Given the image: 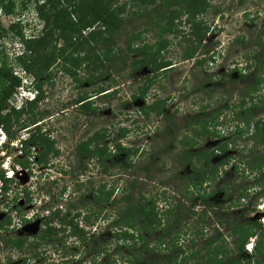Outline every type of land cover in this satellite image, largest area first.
<instances>
[{
	"label": "trees",
	"instance_id": "obj_1",
	"mask_svg": "<svg viewBox=\"0 0 264 264\" xmlns=\"http://www.w3.org/2000/svg\"><path fill=\"white\" fill-rule=\"evenodd\" d=\"M34 5L38 19L43 22L42 28L36 34L25 35L24 25L20 20L11 24L8 29H4L0 24V39L10 32H14L21 40L20 42L24 44L23 52L17 57L16 64L21 71H25L35 78V89L37 90L34 100L26 101L19 108L12 105V99L18 93L22 79L5 58L0 60V131H5L8 136L13 137L14 133L11 129L13 121H19L23 119V116L28 115L26 120L30 122L26 127L25 124L21 125V128L26 129L29 136L22 143V151L25 152V156L16 161L24 170H29L32 164L47 168L50 164V157L56 158L60 154L55 139L41 125L44 115L39 111L35 112L44 99L45 82H51L53 79V67L62 69L78 83L85 81L94 85L104 78L105 71L102 70L108 67L107 62L111 64H115L117 61L127 62L133 56L134 58L129 64L131 70L128 72L127 78L131 80L133 77H137L139 71L142 70H147L152 75L141 79V85L137 92H134L130 99L124 102L125 105L130 101L145 102L150 92L154 97L158 96L156 93L153 94L151 89L160 76L166 74V70H170L173 66V63L164 57L165 52L172 44L170 39L164 38V35L180 36L179 33L183 31H180L179 24H176V20L179 18L186 17V22H189L191 27L189 35L194 34L196 41L192 39V42L197 43V45L188 47L183 57L191 59L197 56L195 65L201 66L207 60L206 54L211 51H207L204 55L197 54L199 46L206 40L209 31L206 22L199 19V15L207 8L206 0H34ZM15 7L14 0H0V9L3 8L7 14H11ZM146 13L150 16L143 23L146 28L131 32L124 45L119 46L115 42L116 36L127 32V26L133 17L145 16L146 18ZM152 14H157V19L152 18ZM161 22L164 24L161 25ZM155 27L159 28L156 32L158 39L154 43L145 42L143 34ZM262 33L264 34V30ZM239 38L233 40L236 39V42L243 40ZM255 57L257 56L255 55L254 59ZM209 58L214 60L212 57ZM254 64L251 62L249 64L248 61L246 64H241L239 61L234 62V66L224 64L223 71L227 74L230 72L231 75L238 74L240 80L248 81L250 76H255L251 90H248V86L246 87L247 91L245 90L243 93L244 98L235 107L226 105L212 108L210 104L199 105L196 113L186 120V129L182 137L176 138L179 146L182 147L178 161L186 163L190 170V173H186L187 166H185L182 171L176 174L186 181L185 196L189 199L202 198L203 203L205 201L202 204L204 215H206V206H211L209 198L220 192L223 198L230 201L226 207L229 211L223 212V215L230 217L236 212L235 207L240 208L238 209L241 211L239 217L229 222L224 217L223 220L218 221L220 224L227 223V235L217 232L206 237L211 229L201 231L199 223L202 219L197 220V218L194 219L195 223L192 226L186 222L182 224L184 225L182 228L188 230L184 229L182 232L181 221L178 217L181 216L179 211L185 202L178 199L176 194L164 196L159 202L157 199L160 193L157 192L147 197L144 192L139 191L137 204L133 206L131 204L133 193L129 191L123 198L127 207L112 213L106 209V206L116 200L115 189L117 191L120 189L114 184L109 185L101 181L96 190H94L95 188L90 189L86 194L77 190L78 198H83V204L88 205L89 199H91L96 206L94 209L93 206L87 208L89 214L83 216L86 222L84 226L78 223V220L75 221V217L66 220L62 209L58 206L49 210L42 222L43 228L42 233L38 236L39 242L34 243L37 245L32 250L35 258L40 259L39 247L45 244L44 241L48 243L50 240L52 241L51 245L54 246L55 242L61 240L59 234L68 232L70 233L67 234L68 237L77 240L73 244L74 253L82 252L85 258H91L88 256L93 255L97 260L101 255H107L110 240L115 239L117 254L121 249L125 253L124 258L120 257V261H112L119 264H136V261L142 264H264V225L261 217L251 218L246 215L247 211H250V214L256 212L255 205H257V200L264 197V192L252 194L248 186H240L239 190L235 192L236 196L229 198V193L234 192L236 185L234 181L222 187L220 183L216 187L213 185L220 179L221 174L228 171L226 168L230 166L232 154L228 155L227 151L233 152L236 149L237 141L241 139L244 141L248 134L249 138L264 146V98L259 97L255 101L252 96L259 90V85L264 82V71H262V69L264 70V61L260 66L261 74L257 69L251 71L255 67ZM81 69H85L88 74L84 80L80 75ZM224 80L225 77H221L211 84L214 86L215 83H222ZM113 87L115 86L111 88L97 86L95 96H114L118 90ZM212 88L209 91L213 93L214 87ZM110 89L112 90L109 91ZM82 93L75 101L79 104V108L84 112H95L94 102L89 100L91 97L85 91ZM168 100L169 97L156 99L152 103L143 104L137 111L144 116L152 113L167 115ZM227 111L232 115L234 123L232 130L226 134L219 126L223 127L224 118L222 116L227 114ZM37 115L39 118L36 117ZM258 115L260 117L256 119ZM118 131L119 136L113 141V148L105 140L110 134L107 135V131L104 129L80 140L75 147L76 156L80 160L97 159L99 163H103L104 171L110 176L113 174H110L112 172L108 170L110 166L107 163H113L116 157L124 156L122 165L127 169L128 166H131V158L137 155L140 148L123 143L122 140L128 137L129 130L120 127ZM204 137L219 139V145L213 147L210 144L203 148H196V145L201 143ZM231 144L234 147H231ZM155 158L154 155L153 159ZM218 158L220 159L218 160ZM241 167L244 168L242 176L247 171L248 175L255 178L257 187L261 186L264 181V153H253L249 161H240L239 165H235L234 172L238 174ZM12 169H16L15 165L12 166ZM0 180V190L4 195L9 194L10 185L14 183L15 179L7 177L6 171L0 168ZM130 183L131 188L134 189V181H130ZM22 189L23 192L28 191L26 186ZM28 195L27 202L30 201ZM16 197L19 196L16 195ZM247 198H250V203L246 205L242 200ZM195 202L197 204V201ZM73 208L77 218L81 214L83 215L81 207L74 206ZM70 212L68 211V213ZM191 214L190 217H193L194 213ZM56 218H59L60 222L53 224ZM101 220L110 224L107 226L104 223V227H102ZM12 223L10 216L0 219V231L7 232ZM98 228L99 232H96ZM157 230L161 231V236L156 239L151 238ZM106 237V242H103ZM227 237L231 238L230 243L226 241ZM253 237H256V240L254 239L252 249L249 251L246 246ZM98 238L101 241H98ZM197 241L199 243L195 244ZM8 242L12 244L13 248L20 251L26 246L27 240L10 237L5 240V243L8 244ZM138 243L142 244L143 252L141 253L132 251ZM34 244H30V247ZM94 244H99V246L97 245L98 249L92 252L95 248ZM144 252L155 254L147 261V257L143 256ZM20 259L21 264H28V260L29 262L34 260L28 259V257ZM103 264L108 263L104 262Z\"/></svg>",
	"mask_w": 264,
	"mask_h": 264
},
{
	"label": "rangeland",
	"instance_id": "obj_2",
	"mask_svg": "<svg viewBox=\"0 0 264 264\" xmlns=\"http://www.w3.org/2000/svg\"><path fill=\"white\" fill-rule=\"evenodd\" d=\"M14 2L16 7L11 14H7L3 8L0 9L1 26L4 29H8L11 24L20 20L24 25L23 31L25 35L36 34L42 28L43 22L38 19L34 0H14ZM206 2L207 8L199 15V19L206 22L205 24L210 31L207 33V39L199 46L197 54L204 55L207 51L217 48L214 60L209 58L211 57V53H208L206 54L207 60H205L203 65L197 66L195 65V61L198 59L197 56L191 59L183 57L188 47L197 45V43L192 42V39L196 41L195 35H189L191 27L186 22L185 16L176 20L180 31H183L179 33V37H174L173 34L164 35V38H168L172 42L164 57L173 63V66L170 70H166L167 73L160 76L157 83L152 87V93H156L158 96L154 97L150 92L144 103L149 104L156 99H166L169 97L166 104L167 115L161 116L157 113L142 115L137 111L142 102L137 105L134 101H130L124 105V102L128 101L134 92H137L138 87L141 85V79L152 75V73L147 74L146 70H142L139 71L137 77H133L134 79L130 80V78H127L128 72L131 70L129 64L131 59L134 58L133 56L127 62L120 63V61H117L115 64L107 62L108 67L102 70L105 71L104 78L97 81V84L94 85H90L85 81L78 83L62 69L53 67V79L51 82H45L43 87L44 99L35 112L39 111V113L44 115L41 125L55 139L56 147L59 149L60 154L56 158L50 157V164L47 168H41L32 164L29 170L22 169L16 161L21 160L25 156V152L20 151V139L21 137H28V133L25 129L21 128V125L25 124L26 127L30 122L26 120L28 115L23 116V119L19 121H13L11 129L14 133L12 138H15L14 143L8 149L7 155L0 156V168L7 171V168L11 170V166L15 165L16 171L19 173L17 175L16 172L14 174L11 173L12 170L7 171L9 176L14 175L13 178L18 177V179H15L14 183H11L8 195L0 192V214L3 215L9 212L10 215L15 216L14 208L18 206L23 208L21 209V214L23 213L27 217H31L34 213L41 216L47 214V212L41 211L43 207L50 210L52 205V209L60 205L63 207V216L66 220L75 217V221L78 220V223L84 226L86 222L83 216L89 214L87 208L93 206L94 209L96 206L92 203L91 199H89L88 205L83 204V198H78L77 190L86 194L90 189L95 188L94 190H96L101 181H104L109 185L114 184L120 189L119 191L115 189L116 200L106 206V209L112 211V213H116L118 209L122 210L127 207V203L123 198L129 191L133 193L131 202L133 206L137 204L139 191L144 192L147 197L157 192L160 193L157 199L159 202L164 196L176 194L178 195V199L185 202L181 211H179V213L181 212V216L178 217L181 221L180 225L186 222L192 226L195 223L194 219H202L199 223V229L201 231L211 229L206 237L217 232L227 235V223L220 224L218 221L223 220L224 217L229 222L239 217L241 211L238 209L240 208L237 209L235 207L234 210L236 212L231 214L230 217L223 215V209H226L224 207L227 206L228 199L223 198L220 192L209 198L208 201L211 203V206H206V215H204L202 204L205 201L203 203L202 198L189 199L185 196L186 181L176 174L182 171V168L185 166H187L186 173H190V170L186 163L183 164V162L178 161L181 156L182 147L179 146L176 138L182 137L186 129V120L196 113L199 105L210 104L212 108L226 105H234L235 107L244 98L243 93L246 87L248 86V90H251L252 83L256 78L255 76H250L248 81L240 80L238 74L231 75L230 72L227 74L223 71L222 66L224 64L232 66L234 62L238 61L245 63L249 60H254L253 58L256 55L255 67L251 71L257 69L261 74L260 63L264 60V35L261 34L264 27L262 19L264 17V0H246V3L241 5L237 0H206ZM245 10H248V13H254L255 18H253L254 15L245 16L243 14ZM149 17L148 13H146V18L145 16L140 18L133 17V20L129 21L127 32L118 34L115 42L119 46H123L127 36L131 32L146 28V25L143 23ZM153 17L157 19V14H152ZM212 23L217 29L220 28L219 30L222 31L217 32L216 29L215 33H213L210 26ZM163 24L161 22V25ZM158 30L159 28L155 27L143 34V37H145L144 41L154 43L158 39V36H156ZM237 34L243 35V43L236 42V39L233 40V36ZM211 36L215 39L219 38L221 40L220 45H217L216 42L214 46H211L209 42V37ZM20 41L14 32H10L1 38L0 60L5 58L15 72L23 76L24 73L16 64L17 57L21 55L24 49V44ZM80 75L83 80L88 76L85 69H81ZM221 77H225V80L212 86L211 83L218 81ZM100 85L105 88L115 86L113 89H117L118 93L114 96H95L97 86ZM212 87H214L213 93L209 91L213 89ZM20 91L22 92L23 90L20 89ZM83 91L91 97L89 100L94 102L93 108H95V112H84V110L79 108V105H75L76 99ZM21 94L19 93L18 98L12 101L13 105L19 106L21 104ZM252 96L255 98V101L259 97L264 98V82L259 85V90ZM229 113L222 116L224 118L223 127L219 126L220 129L222 128V132L226 134L232 130L234 123L233 117ZM36 117L39 118L38 115ZM259 117L258 115L256 119ZM120 127H124L130 131L128 137L122 140L123 143L140 148L137 155L131 158V166H128L127 169L122 165L124 156L116 157L113 163H107L110 166L108 170L112 172L109 173L113 174V176L108 175L104 171L103 163H99L97 159L80 160L76 156L75 147L80 140L87 138L96 131L104 129H106L107 135L110 134L105 140L113 148V141L118 139ZM218 141L219 139L204 137L201 143L196 145V148H203L210 144L216 147L219 145ZM231 145V147H234L233 144ZM235 148L231 152L232 159L230 166L226 169L228 171L222 174L224 176L220 177L214 183V186L216 187L220 183L222 187L234 181V184H236L234 192L229 193V198L236 196L235 192L239 190L240 186H248L252 194H257L260 191L264 192V181L261 183V186L257 187L255 178L248 175L247 171L242 176L244 168L241 167L239 171L241 173L238 172L237 174L234 172L235 165H239V162L242 160L249 161L253 153L263 154L264 148L256 140L249 138L248 134L245 136L244 141L241 139L236 142ZM250 152L251 155H249ZM154 155L156 156L155 159H153ZM130 181H134V189H132L133 187L131 188ZM22 186H26L28 191L23 192ZM123 190L125 192H122ZM27 194H29V202H27ZM16 195L19 196L18 198L16 197L17 199L15 198ZM195 201H197V204ZM22 202H25V204ZM242 202L247 205V203H250V198L242 200ZM74 206L81 207L83 211V215L81 214L79 218L76 217L77 214H75ZM37 208L39 211H36ZM255 208L256 212L254 213L250 214V211H247V217H261L262 224L264 225V197L257 200ZM68 211L71 212L68 213ZM191 213H194L193 217H190ZM18 218L19 216L13 218V223L19 226L20 222L17 220ZM34 220H36V217ZM55 221L53 224L60 222V219L56 218ZM104 223L107 226L110 224L101 220L100 225L104 227ZM217 223L219 224L217 225ZM184 229L187 230V228H182V232H184ZM96 232H99V228ZM160 232V230H157L152 234L151 238L156 239L160 237ZM8 234L4 231L0 232V240L3 237L7 238ZM67 234L70 233H60L59 237L61 240L55 242L54 246L51 245L52 241L48 240L50 244L45 242L43 246L39 247V251L42 254L40 256L41 264H103L104 262L119 264L112 261H120V257L124 258L125 256V253L122 252L124 251L123 249L118 251L117 254V250H115L116 240L111 239L107 255H101L99 260L95 259L93 255L88 256L91 258H85L82 252L74 253L75 248H73V244L77 240L73 237H68ZM225 239L230 243L231 238L227 237ZM254 239L256 240V237H253L250 243ZM97 240L101 241L99 238ZM106 240L107 237L103 242H106ZM198 243L197 241L195 244ZM94 245L95 248H93L92 252L98 249L97 245L99 246V244ZM141 246L142 244L138 243L137 247L132 249V251L143 252ZM33 249L31 248V250ZM40 252L38 253L40 254ZM14 254L15 257L13 258L16 261L17 254ZM154 254L144 252L143 256L147 257V261H149L148 259L154 257ZM9 255L10 251L8 249L4 250L0 248V264H4ZM27 255L34 259L28 264H36L37 259L35 258V254L30 252V249L27 250ZM136 264L142 263L136 261Z\"/></svg>",
	"mask_w": 264,
	"mask_h": 264
},
{
	"label": "flooded vegetation",
	"instance_id": "obj_3",
	"mask_svg": "<svg viewBox=\"0 0 264 264\" xmlns=\"http://www.w3.org/2000/svg\"><path fill=\"white\" fill-rule=\"evenodd\" d=\"M246 0H237V2L241 5V4H244V3H246L245 2ZM247 1H257V0H247ZM243 14H245V16H247V15H254V17L253 18H255V14L254 13H248V10H245L244 11V13ZM262 19H263V22H264V17H262ZM210 26L212 27V32L213 33H215V30L217 29V27L216 26H214L213 25V23H212V25L210 24ZM209 26V27H210ZM264 26V25H263ZM220 29V28H219ZM219 29H217L216 31L218 32V31H222V30H219ZM262 30H264V27H263V29ZM209 31H210V29H209ZM219 32V33H220ZM261 34L262 35H264L263 33H262V31H261ZM241 38V39H243V40H240V41H237V42H240V43H243L244 42V37H243V35H241V34H237V35H234L233 36V39L234 38ZM210 39V45L211 46H214L215 44H216V42H217V45H220V43H221V40H219V38H217V39H215L214 37L212 38V36L211 37H209ZM239 38V39H240ZM207 39V38H206ZM209 45V46H210ZM217 49V48H216ZM216 49H211V51H210V53H211V57L212 58H214L215 57V50ZM254 59V58H253ZM256 59H257V57H255V61L254 60H249L248 61V63L250 64V62L251 63H256ZM264 61V60H263ZM262 61V62H263ZM262 62L260 63V66L262 65ZM247 62H245V64H246ZM241 64H243L242 62H241ZM253 69H254V67H253ZM147 71V70H146ZM262 71H264L263 69H262ZM147 74H148V71H147ZM77 100V99H76ZM147 100V99H146ZM146 102V101H145ZM137 105L139 104V103H141V101H137V102H135ZM143 104H145L144 103V101L141 103V105L140 106H142ZM75 105L77 106V105H79V104H77V103H75ZM162 116V115H161ZM80 142V141H79ZM78 142V143H79ZM77 143V144H78ZM76 144V145H77ZM262 147L264 148V146L262 145ZM227 154L229 155V154H231V152H230V150L229 151H227ZM227 154H225V155H227ZM224 155V156H225ZM219 160V159H218ZM227 169V168H226ZM224 175H222L221 174V177H223ZM215 183V182H214ZM214 183H213V185H214ZM23 187V186H22ZM7 195H8V193H7ZM22 203H24L25 204V202H22ZM21 203V204H22ZM229 203H230V201H227V206L229 205ZM22 206H24L23 204H22ZM51 206V205H50ZM53 206V205H52ZM52 206H51V208H52ZM224 206V205H223ZM226 206V207H227ZM226 207H224V208H226ZM21 209H23L22 207H15L14 208V212H15V216H13V215H10L9 214V212H7V213H5V214H0V219H4V218H6V217H8V216H10L11 217V219H12V221H13V218H15L16 216H19V218L17 219V220H19V222H20V224H19V226L18 225H16L15 223H12V225H10L9 226V228H8V230H7V232H5L4 230H2V231H4L5 233H9L8 234V236H7V238H10V237H12V238H14V239H17V238H25L26 240H27V243H26V246L24 247V248H22L20 251L19 250H17V249H15V248H13V246H12V244L10 243V242H8V244L7 243H5V240L7 239L6 237L4 238H2L1 240H0V248L1 249H8L9 251H10V255L7 257V259L4 261V264H5V262H6V264H21V257H28V259L30 258V256H28L27 255V250H29L30 249V252L31 253H33V251L31 250V248H36V246L37 245H35L34 243H38L39 242V239H38V236L42 233V222H43V220H44V218L46 217V215L48 214V212H49V210L48 209H46V208H42V210L41 211H44L45 213L47 212V214L46 215H41V216H38V215H36L37 213H34L31 217H27L25 214H21ZM36 211H39L38 210V208L36 209ZM228 212L229 211V209H223V212ZM20 212V213H19ZM19 213V214H18ZM36 217V220H34V218ZM2 231H0V232H2ZM46 241H44V243H45ZM30 244H34V245H32L31 247H30ZM14 253H16L17 254V256H16V261L14 260V258L13 257H15V254ZM22 255V256H21ZM42 254L40 253L39 254V258H40V256H41ZM27 259V260H28ZM263 259H264V257H263ZM40 259L38 260L37 259V262H36V264H41L40 263ZM28 263H29V260H28Z\"/></svg>",
	"mask_w": 264,
	"mask_h": 264
},
{
	"label": "clouds",
	"instance_id": "obj_4",
	"mask_svg": "<svg viewBox=\"0 0 264 264\" xmlns=\"http://www.w3.org/2000/svg\"><path fill=\"white\" fill-rule=\"evenodd\" d=\"M185 20H186V17H185ZM189 23V22H188ZM23 52V51H22ZM22 54V53H21ZM24 74H23V76H21V75H19L18 73V76H20V78L22 79V84H21V87L19 88V90H18V93L15 95V98L14 99H12V101L13 100H16V98H18V94L19 93H22L21 95V104L19 105V106H16V105H14V106H16V107H21L26 101H31V100H34L35 98H36V96H37V90L35 89V78L33 77V76H31L30 74H28L27 72H25V71H22ZM28 76H30L29 78H27ZM30 78H31V80H30ZM20 89H22L23 91L21 92L20 91ZM11 104H12V102H11ZM13 105V104H12ZM25 131H26V129H25ZM28 133V132H27ZM29 136V135H28ZM13 137H10V136H8V134L5 132V131H0V156H5V155H7L8 154V149L11 147V146H13V143H14V139H12ZM28 137H21V139H20V142H21V148H20V151H22V143H23V141L24 140H26ZM37 150V149H36ZM11 170H12V172L11 173H13L14 174V172H16V174L18 175V171H16L17 170V168L16 169H12V166H11ZM11 170H9L8 168H7V171L9 172V171H11ZM6 171V174H7V177H10V178H13L14 177V175H8V172ZM23 171V170H22ZM14 179H18V177H16V178H14ZM0 187H1V180H0ZM24 187V186H23ZM0 192H2L1 190H0ZM58 207H60L61 209H63V207H61L60 205L58 206ZM252 244H253V242H249L248 244H247V246H246V249L247 250H249V251H251L249 248H251L252 249Z\"/></svg>",
	"mask_w": 264,
	"mask_h": 264
},
{
	"label": "built area",
	"instance_id": "obj_5",
	"mask_svg": "<svg viewBox=\"0 0 264 264\" xmlns=\"http://www.w3.org/2000/svg\"><path fill=\"white\" fill-rule=\"evenodd\" d=\"M251 250V248H249Z\"/></svg>",
	"mask_w": 264,
	"mask_h": 264
}]
</instances>
